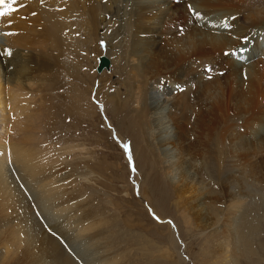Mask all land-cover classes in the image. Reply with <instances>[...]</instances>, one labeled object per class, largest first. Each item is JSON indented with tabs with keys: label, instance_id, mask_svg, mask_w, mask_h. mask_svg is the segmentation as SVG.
Returning a JSON list of instances; mask_svg holds the SVG:
<instances>
[{
	"label": "bare ground",
	"instance_id": "obj_1",
	"mask_svg": "<svg viewBox=\"0 0 264 264\" xmlns=\"http://www.w3.org/2000/svg\"><path fill=\"white\" fill-rule=\"evenodd\" d=\"M188 5L204 18L197 20ZM14 7L19 10L0 18V51H13L10 58L0 56V235L33 264L79 263L60 241L57 227L65 221L89 249L97 246L95 239H109L93 235L101 220L84 212V197H73L72 179L58 174L67 153L74 159L77 149L67 144L59 152L42 128L50 97L64 102L60 108L66 110L59 76L66 44L74 48L71 62L82 68L80 76L93 77L95 65L98 74L107 71L96 80V100L106 112H129L126 122L137 131L138 143L146 140L149 148L138 150L137 159L135 154L137 165L151 174L156 168L203 229L216 234L222 264L257 256L251 238L263 219L246 203L254 182L264 191V9H249L247 0H45L43 5L19 0ZM233 16L230 33L206 27ZM245 36V59L223 55L241 49ZM101 56L109 67L100 72ZM112 71L124 88L111 86ZM85 86L82 104L89 108L83 109L93 114L99 107L90 102L94 81ZM73 96L71 114L82 105ZM214 173L226 175L221 192L211 184ZM222 203L225 213L217 207ZM166 232L175 247L177 235L170 226ZM108 256L98 264L119 262Z\"/></svg>",
	"mask_w": 264,
	"mask_h": 264
},
{
	"label": "rangeland",
	"instance_id": "obj_2",
	"mask_svg": "<svg viewBox=\"0 0 264 264\" xmlns=\"http://www.w3.org/2000/svg\"><path fill=\"white\" fill-rule=\"evenodd\" d=\"M247 1L248 7L251 10H254V8L256 10L264 9V0ZM259 4H261V6H259ZM67 46L68 45L65 44L63 49H61L62 65H60L61 67L59 68V76L61 75L60 82L63 84L64 88L62 93L63 96H67L64 97L66 110L64 107L63 109L60 108L63 106L64 102L62 103L59 99L53 98L54 96L50 97L48 103H46L48 106L45 105V109L48 110L49 108L50 112L46 111L45 117L44 115L41 116L42 128L44 130L45 140L48 139L47 142L51 143V146H55L59 149V152H62V150L64 152L65 146H68L67 144L77 149L76 159H72V154L67 153L69 160L66 162V159L62 163L61 167H63H59L58 174L63 177L67 174L66 176L72 179V183L74 182L73 188H75L68 189H71L74 193V196H71L74 198L78 197L79 201L84 197L83 202H81L85 204L83 208L84 212H91L90 214H93V217L101 220V225L95 229L93 235L100 237L104 235V237L108 236L109 239L108 241L103 239L100 243L98 242L99 244L97 243L98 239H95L94 241H96L97 246L94 244V247L99 248V251L94 247L89 249L85 242L86 240L76 236L78 234H76L77 232H75L76 230H74L72 223L71 227H69L67 221H65L63 228L62 225L57 227L58 231L61 230L59 234L61 233L60 235L62 238H60V241H63L62 244L64 246L66 245L65 248L69 249L68 252L74 256V259L76 258L75 261L79 260L78 264H82V262H86L87 264H98L104 259V256L108 255H110V257H116L115 260L118 258L119 262H116V264L224 263L220 250L217 247L220 240H218V238L214 239L216 237L214 232L203 229L200 220H198L190 210L188 202H181L173 187L168 185L165 179H159L160 176H158L156 168H154L151 174L146 166L141 168V165H137L135 154L137 159L138 150L143 151L146 147L148 148V143H146L147 141L145 139L142 144L138 143L139 138L136 140L134 133L137 131L126 122L129 112L125 110L121 113L106 112V107H104L105 105L103 102L102 104L100 103L101 101H98V103L93 102V95L96 94L97 96L96 91L98 89L96 80L99 82L100 77H102L101 75L104 72L107 73V71L105 70L102 74H98L95 65L93 67L94 78H84L83 74L80 76L82 68H80L77 62H71V55L74 48L70 50ZM76 64H78V66ZM113 68L115 69V67ZM113 72L114 71L111 72V86L115 89L116 87L117 89L121 87L124 88L121 77L113 74ZM88 78H90V82ZM93 81L95 86L90 93V102L99 107L98 111L92 114L86 111L89 106L84 105V97L87 89L85 85H90ZM52 93L53 92L50 94L52 95ZM74 93L78 97V99L76 97L77 101L82 100L81 104L82 102L84 104L81 105V110H78L79 108L76 106L77 110L74 108L73 114H71L70 111L73 107V99L71 98L75 97L73 96ZM51 99L57 101H51ZM100 105L103 106V111H101ZM83 107L86 110L83 109ZM81 112L84 114H81ZM106 118L107 120H105ZM106 133L107 135H105ZM119 136H123L124 138L121 139ZM114 137H118V139ZM212 143L213 142H210L208 145L209 149L213 147L210 146ZM122 144L130 145V155L134 162L135 171L131 170L132 165H130L129 162V155L123 150ZM81 149H83V151ZM148 160H150L149 155ZM254 160H256V158H253V161ZM139 174L141 177H138ZM224 177H226L225 174L223 176H218L214 173L213 179L211 178V184L214 183V187L217 186V189H214L218 192L223 191L222 181ZM254 185L255 186H252L250 190L253 195L246 204L250 207L254 206V211L259 213L260 219H263L258 229L260 233L258 231L254 232L251 238V242L254 245L253 247L257 251V256L247 257V259L246 257L239 258V264H254V260L257 261L258 264H264V191L260 189V186L256 185V182H254ZM218 187H220V191ZM75 190L78 191L76 192ZM244 196L245 195H243V197ZM220 197L221 196H217L215 199L219 201ZM148 199H154L156 206L153 205L151 201L149 202ZM220 201L223 200L220 199ZM225 204L226 203L217 204V207L222 208L221 212L223 213H225V207L227 206V204ZM153 207L157 210L155 214L160 217L161 221H164L163 223H159L152 218L150 213L155 212ZM168 220H173V223H175L178 229V233L173 225L167 223ZM167 226H170L172 232L178 237V243L175 247L171 243V238L167 237ZM1 231L4 232V230ZM97 233L101 234L99 235ZM76 238H78V240ZM8 240L5 238L4 233L0 235V264H33V259L23 256V252L17 251ZM5 248L12 249V252H10L11 254L9 253L6 255ZM106 248H109V251L103 252ZM12 253L14 255H12ZM48 264H51L50 261Z\"/></svg>",
	"mask_w": 264,
	"mask_h": 264
},
{
	"label": "snow or ice",
	"instance_id": "obj_3",
	"mask_svg": "<svg viewBox=\"0 0 264 264\" xmlns=\"http://www.w3.org/2000/svg\"><path fill=\"white\" fill-rule=\"evenodd\" d=\"M19 2V0H0V18H4V17H10L14 12L18 11V8H15L14 5H16ZM41 4L43 5L45 0H40ZM20 7H25V5L20 4ZM61 11H63V9H60ZM188 10L191 14L194 15V17L199 20V19H203L204 17L202 16L201 13L197 12L192 5H188ZM33 16H36L37 13L33 12L32 13ZM236 17H225L223 20L219 21L218 23H213L211 21L208 22V24L206 25V27H210L213 29H223L225 31H228L229 33L231 32V27L232 25L228 22L229 20H235ZM10 26V25H9ZM181 33L183 32V29L180 30ZM3 35L5 36H15L18 35V33L15 32H4ZM77 35H79V33H77ZM104 42L101 41V44H103ZM248 43V37H242L241 38V44L242 47L241 49L237 50V49H232L231 51H225L223 53V55L225 56H232V57H238L241 60L245 59L244 53L248 51L246 45ZM0 56H7V57H12L13 56V51L11 48L5 47L3 49V51H0ZM206 72L211 73L213 71V69L211 67H208L205 69ZM221 75H223V73H221ZM208 79L211 80L212 76L209 75ZM179 87V86H178ZM181 91H183V89H180ZM93 102L98 103V101L96 100L95 95H93ZM101 111H103V106L100 105ZM115 139H118V137H114ZM122 148L125 151L126 154L129 155V162L130 165H132L131 170L135 171V167H134V162L132 161L131 155H130V145L129 144H122ZM65 183H69V181H65ZM73 203H75V201H73ZM152 215V218L154 220H156L159 223H163L164 221H161L160 217L157 216L155 214V212H151L150 213ZM39 215V213H38ZM168 224L173 225L174 223L171 220L167 221ZM53 235H55V233H53ZM63 243V241H62ZM66 246V245H65Z\"/></svg>",
	"mask_w": 264,
	"mask_h": 264
},
{
	"label": "water",
	"instance_id": "obj_4",
	"mask_svg": "<svg viewBox=\"0 0 264 264\" xmlns=\"http://www.w3.org/2000/svg\"><path fill=\"white\" fill-rule=\"evenodd\" d=\"M106 67H109V59L106 56H101L97 65L98 71H102Z\"/></svg>",
	"mask_w": 264,
	"mask_h": 264
}]
</instances>
